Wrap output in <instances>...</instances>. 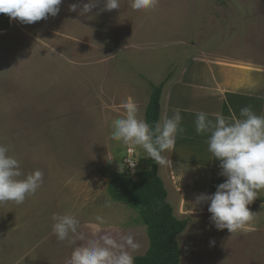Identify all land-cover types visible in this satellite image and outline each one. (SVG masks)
Listing matches in <instances>:
<instances>
[{"label":"rangeland","instance_id":"374dc122","mask_svg":"<svg viewBox=\"0 0 264 264\" xmlns=\"http://www.w3.org/2000/svg\"><path fill=\"white\" fill-rule=\"evenodd\" d=\"M87 2L62 0L57 16L30 25L0 14V146L20 161L25 177L44 173L30 204L50 216L46 264H66L73 251L53 233L54 214H74L84 226L102 215L135 234L141 247L134 257L148 249L139 215L107 194L109 180L127 170V150L139 162L150 159L142 148L111 139L128 98L149 97L154 85L196 55L264 67V0H159L141 11L132 9V0L101 11V0L91 13L69 10ZM207 235L200 236L206 237L201 252L180 264H264V231L230 234L226 244L218 234Z\"/></svg>","mask_w":264,"mask_h":264},{"label":"clouds","instance_id":"9594fccd","mask_svg":"<svg viewBox=\"0 0 264 264\" xmlns=\"http://www.w3.org/2000/svg\"><path fill=\"white\" fill-rule=\"evenodd\" d=\"M100 2L88 0L82 7L72 4L69 10L79 9L84 15L91 13ZM61 4L62 0H0V14L30 25L57 16ZM158 6L159 0L131 2L136 11ZM120 7V0H104L101 11L119 10ZM196 117V132L209 134L208 150L221 162L220 175L226 177V181L217 186L213 195L200 194L195 204L210 201L208 211L218 230L227 229L231 235L250 233L255 230L253 224L257 214L248 206L264 190V115H257L249 106L241 110L239 117L216 113L211 119L203 111ZM181 122L180 110L176 109L174 115H165L153 127L142 118L138 102L130 97L123 104V115L113 121L111 139L142 148L157 165L172 168L173 162L165 153L175 151L178 134L185 132ZM137 163L132 162L129 167L135 170ZM43 176V171L36 170L25 177L20 161L9 155L8 147L0 146V204H23L42 186ZM106 204L111 206L110 201ZM52 219L55 222L53 233L58 240L67 241L73 248L66 264H134L133 253L141 247L135 234L109 224L104 216L96 215L88 226L82 225L71 213L54 214Z\"/></svg>","mask_w":264,"mask_h":264},{"label":"crops","instance_id":"0c3cea01","mask_svg":"<svg viewBox=\"0 0 264 264\" xmlns=\"http://www.w3.org/2000/svg\"><path fill=\"white\" fill-rule=\"evenodd\" d=\"M8 23L12 26L11 20H8ZM191 60L188 65L186 60L174 77L170 76L162 81L160 98V121L165 115L171 117L174 111L179 109L182 116L181 126L185 129L183 134L177 136L175 151L165 153L169 155L173 167L158 165V175L175 217L179 220H188L186 229L177 237L181 251L180 263L186 262L187 254L201 252L200 247L206 245V237L202 240L201 235L218 234L224 238L225 244L226 239L231 236L227 229L218 230L211 221L212 214L208 211L210 201L195 204L200 194L213 195L217 186L226 181V177L220 175L221 162L208 150L209 134L201 135L196 132V114L203 111L211 119H214L216 113L226 117L231 115L239 117L241 110L250 106L257 115H264V67L214 60L206 55H196ZM131 98L140 105L141 116L144 119L149 97L133 95ZM136 157L134 158L138 161L136 172H139L148 162H139ZM259 195L248 206L257 214L253 224L255 230L247 234L234 235L235 237L250 236L255 232L264 231V190ZM30 200L31 196L20 205L13 202L0 204V264H6L4 253L9 259L7 264L49 262L47 248L51 233L45 225L49 222L50 216L46 210H36L35 213ZM14 207L21 208L23 213L12 215L10 212ZM23 215L26 217H22ZM180 239H183V242H180ZM245 244L256 247L259 243L246 241ZM181 245L186 247L184 253ZM218 246L219 255L225 257L221 250L224 249L226 253V248L220 242ZM233 247L236 245L231 248Z\"/></svg>","mask_w":264,"mask_h":264},{"label":"trees","instance_id":"16d2710c","mask_svg":"<svg viewBox=\"0 0 264 264\" xmlns=\"http://www.w3.org/2000/svg\"><path fill=\"white\" fill-rule=\"evenodd\" d=\"M162 89L163 82L152 87L145 108L144 119L153 127L160 121ZM107 194L112 201L136 212L146 227L149 247L144 255L134 257V264H180L177 237L186 229L188 220L175 217L158 175V165L151 158L136 174L126 170L111 178Z\"/></svg>","mask_w":264,"mask_h":264},{"label":"built area","instance_id":"2783aa9c","mask_svg":"<svg viewBox=\"0 0 264 264\" xmlns=\"http://www.w3.org/2000/svg\"><path fill=\"white\" fill-rule=\"evenodd\" d=\"M134 152L133 150H127V154H126V158H125V165L127 167V169L131 172V171H136L137 170V164H136V167H135V170H133L132 168L129 167V165L132 163V162H135L134 160Z\"/></svg>","mask_w":264,"mask_h":264}]
</instances>
